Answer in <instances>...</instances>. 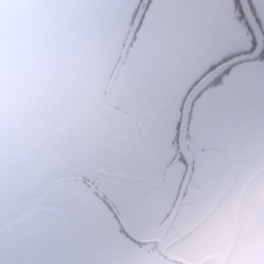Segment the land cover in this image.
<instances>
[{
	"label": "flooded vegetation",
	"instance_id": "af4514ba",
	"mask_svg": "<svg viewBox=\"0 0 264 264\" xmlns=\"http://www.w3.org/2000/svg\"><path fill=\"white\" fill-rule=\"evenodd\" d=\"M150 1L139 0L145 5ZM232 7L230 20L238 23L243 32L240 38L249 41L248 47L194 82L170 121H161V117L174 103L167 107L153 98L158 87L211 39L222 36L209 22L216 13L213 0H182L174 17H168V22L161 19L158 42L151 38L142 51L145 59L135 83L138 94H143L142 85L152 101L139 97L141 107L132 111L130 105L127 111L108 99L115 113L106 120L116 125L111 132L99 126L107 135L101 145H95L94 158L82 154L89 162L78 169L67 163L63 174L75 171L79 175L65 177L61 184L58 179L49 183L35 200L44 207L37 211L42 214L31 217L42 216L38 219L42 231L46 223L55 230L52 241L41 242L37 264H99L105 259L112 264L116 257L102 258L99 248L104 247L93 241L98 230L124 234L128 244L140 246L139 256L117 248L119 256L135 260L133 264H153L155 256L163 260L161 264H194L201 233L206 234L205 264H264V126L255 129L260 114L229 98L210 104L202 122L189 118L217 74L245 62L264 61V0H232ZM191 11L192 17L188 15ZM123 70L125 77L128 68ZM124 95L121 102L127 103L130 98ZM134 112L142 113L141 119ZM125 125L129 128H121ZM65 131L58 128L44 148L60 135V141L53 143L61 151ZM45 151L36 176L45 170L52 178L57 161L43 162ZM101 165L105 168H97ZM35 202L23 209V215L37 210ZM27 204L30 199L23 206ZM99 219L104 223H98ZM94 248L99 257L86 254Z\"/></svg>",
	"mask_w": 264,
	"mask_h": 264
},
{
	"label": "rangeland",
	"instance_id": "374dc122",
	"mask_svg": "<svg viewBox=\"0 0 264 264\" xmlns=\"http://www.w3.org/2000/svg\"><path fill=\"white\" fill-rule=\"evenodd\" d=\"M181 2L182 0H151L149 5H145V3H140L139 0H116V4L112 7L105 22V27L110 22H113L112 26L110 29L101 28L99 30L98 35L102 40L101 44L89 59L83 71V77L80 79L74 77L71 80L72 82L69 80L64 88L65 98L58 106V108H62L53 123L51 120L49 121V126L51 124L52 126L47 135L48 138L46 137L47 140L45 142L47 145L51 140L49 136L55 133L58 128L62 126L67 131L63 134L64 148L61 151H57L59 149H55L54 146L60 135L55 136L49 148H42L43 151L46 150L45 152H48L43 162L49 158H54L53 160L57 161V164L53 166L52 178L47 179L40 186H36L26 195H17L19 186L17 185L13 189V185L12 188L5 191L3 198L0 199V264L8 261L20 264H28L31 261L35 264L39 263L40 254H38V251H41L40 244L45 240L48 241L50 239L52 241L55 230L50 229L46 223L47 229L42 231L38 223V219L42 216L31 217L44 207L42 202H35V200L49 183L58 179L57 183L61 184V179L79 175L73 171L65 176L62 170L67 163H74L72 168L78 169L82 165H86L89 162V158H94L97 153L95 145H101L105 134L107 135L104 129L99 128V126L109 128L111 132L112 127L116 125H109L106 120L108 114L114 115L115 113L107 105L106 101L109 99L127 111H130V105L132 111L137 105L141 107L143 101L139 97H147V101H152V95H146L142 85L139 88L143 91V94H138V90L135 88V83H138L141 76L137 77V75L143 65L142 61L145 59L142 51L146 48V44L150 42L151 38L158 42V26L161 19L163 18L168 22V17H174L175 13L181 8ZM213 4L216 13H213V18H209V22L214 28H217L222 37L211 39L203 50L188 59L177 70H173L166 77V83L158 87L157 95L153 98H158L167 107L174 103L172 109L165 112L166 115H162L161 121H170L172 119L177 107L182 104L189 87L204 73L227 57L242 52L249 45V41L240 38L243 32L237 26L238 23L230 20L234 17L232 0H213ZM133 14L135 16H132ZM188 15L192 17L194 11L189 12ZM130 41H132V44ZM127 47L130 50L126 54ZM121 63L124 65H119ZM119 67L122 69H119ZM125 68H128V71L124 77L123 69ZM132 82L133 85H131ZM210 83V87H208L210 90L201 96L198 107L189 113V118L192 121L202 122L210 104L216 103L218 105L222 100L233 98L240 105H244L246 108L249 106L252 112L257 115L260 114L261 122L255 129L257 131L259 128H263L264 61L257 60L236 65L227 73L217 74L211 79ZM123 95L124 97L128 95V98H130L127 103L121 102V96ZM153 112L156 114L155 111ZM53 113H55V110H53ZM141 114L134 112L133 116L141 119ZM121 128L129 127L125 125L121 126ZM168 129V126L165 125L164 130ZM44 133L46 134V132H42L38 136L37 144L43 139ZM42 150L36 158L33 174L31 173L32 168L30 170V185L33 184L37 177L38 162ZM82 154L89 158L82 159ZM97 168L103 169L105 166L101 165ZM8 192H10V197L7 195ZM14 196H18V199H13ZM29 199L30 204L23 206L25 201L27 202ZM88 199L92 200L93 198ZM34 202L35 205H39L37 210L23 215V209H29ZM262 219L264 221V216H262ZM97 222L104 223L102 219L97 220ZM195 229L196 227L193 230ZM205 236V233H201L200 239H198L199 247L193 253L195 255L194 264H205ZM93 241L101 243L104 247L103 249L99 248L102 258L105 259V255H109L110 258L111 255L116 257L112 264H133L135 262V260L122 259L118 254L119 250L117 248H127L128 251L134 252L138 256L140 254L139 249L141 247L128 244L124 234L121 233L118 236L111 232L98 230L95 231ZM142 248L151 250L150 246ZM86 254H93V256L99 257L95 248L92 249V252L86 251ZM162 261L157 256L151 260L153 264H161L159 262ZM96 263L94 262V264ZM99 264H110V261L105 259ZM142 264L147 263L143 262Z\"/></svg>",
	"mask_w": 264,
	"mask_h": 264
},
{
	"label": "water",
	"instance_id": "95a60500",
	"mask_svg": "<svg viewBox=\"0 0 264 264\" xmlns=\"http://www.w3.org/2000/svg\"><path fill=\"white\" fill-rule=\"evenodd\" d=\"M115 4L0 0V199L13 185L19 186L17 195H26L49 179L44 170L30 185V170L48 138L49 121L62 108L65 86L83 77L101 44L99 30L112 26L105 22Z\"/></svg>",
	"mask_w": 264,
	"mask_h": 264
}]
</instances>
